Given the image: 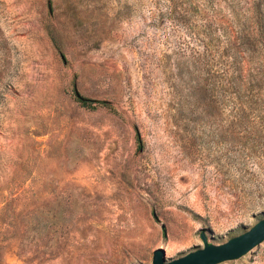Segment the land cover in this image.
I'll list each match as a JSON object with an SVG mask.
<instances>
[{"label":"rangeland","instance_id":"rangeland-1","mask_svg":"<svg viewBox=\"0 0 264 264\" xmlns=\"http://www.w3.org/2000/svg\"><path fill=\"white\" fill-rule=\"evenodd\" d=\"M207 20L242 103L193 93ZM263 218L264 0H0V264H153Z\"/></svg>","mask_w":264,"mask_h":264},{"label":"trees","instance_id":"trees-1","mask_svg":"<svg viewBox=\"0 0 264 264\" xmlns=\"http://www.w3.org/2000/svg\"><path fill=\"white\" fill-rule=\"evenodd\" d=\"M194 3V2H192ZM207 5L202 8L198 4H194L187 10L186 16L190 14L192 16L194 12L201 13L202 18H209L207 12ZM185 10V9H184ZM221 20V19H220ZM224 21V20H221ZM204 35L199 40L202 44V50L191 54L194 62V68L190 66V60L188 62V73L192 74L189 81L193 93L199 95L200 98L208 105V100L218 101L222 103L226 99L233 98L237 104L242 103L244 100V85H245V61L244 52L234 50V38H237L231 32H226L224 36L225 49H217L214 42V36H220L213 28V20H207L203 23ZM242 39L246 38V34L243 32ZM86 105L93 102L91 99H82ZM229 101V100H228Z\"/></svg>","mask_w":264,"mask_h":264},{"label":"water","instance_id":"water-1","mask_svg":"<svg viewBox=\"0 0 264 264\" xmlns=\"http://www.w3.org/2000/svg\"><path fill=\"white\" fill-rule=\"evenodd\" d=\"M76 94L79 98L85 99L77 89ZM154 216L159 219L156 212ZM162 226L164 228V225ZM203 240L204 247L170 261L166 258L165 250L160 247L154 252L153 264H218L240 258L264 241V218L246 232L232 237L225 243H209L205 235Z\"/></svg>","mask_w":264,"mask_h":264}]
</instances>
